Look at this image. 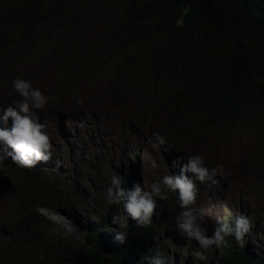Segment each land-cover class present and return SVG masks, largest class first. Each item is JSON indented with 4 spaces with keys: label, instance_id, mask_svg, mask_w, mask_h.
Here are the masks:
<instances>
[{
    "label": "rangeland",
    "instance_id": "374dc122",
    "mask_svg": "<svg viewBox=\"0 0 264 264\" xmlns=\"http://www.w3.org/2000/svg\"><path fill=\"white\" fill-rule=\"evenodd\" d=\"M28 1L37 0L0 6V44L7 36L13 42L8 51L0 50V117L3 109L19 108L22 101L12 80H30L49 97L42 110L32 109L31 114L44 125L52 155L33 168L18 167L10 157L9 164L0 165V264H71L76 244L71 237L56 235V226L37 212L39 207L69 219L73 212L78 220L74 225L81 231L80 222L99 223L109 217L112 203L107 189L113 175L121 174L132 189L139 182L150 191L163 175H179L193 154L203 155L209 169L219 166L215 183H201L185 173L197 186L193 207L206 209L203 223L208 233L226 218L222 214H230L227 218L233 221L239 211L251 228L242 241L235 239V247L247 240L249 254L264 257V102L257 91L250 92L251 101L240 120L220 123L213 106L197 95L207 84L205 79H192L190 71L199 73L198 65L159 73L153 61L159 53H167V45L151 41L132 49L122 44L118 33L131 0H92L55 19L45 17L29 40L18 30L2 37L11 15ZM134 1L143 7L150 0ZM224 51H217V59ZM212 60L202 61V67L211 66ZM184 89L189 93L180 105L165 104ZM80 98L82 105L76 103ZM11 124V118L0 119V129H10ZM154 132L166 139L160 150L148 142ZM153 161L158 168L151 167ZM164 191L167 199H157L153 218L155 230L167 238L168 231L174 234L172 226L179 229L185 209L180 207L178 191ZM172 198L178 199L173 212L168 210ZM114 214L125 217L122 203ZM124 231L127 243L128 229ZM81 242H87L85 234Z\"/></svg>",
    "mask_w": 264,
    "mask_h": 264
},
{
    "label": "trees",
    "instance_id": "16d2710c",
    "mask_svg": "<svg viewBox=\"0 0 264 264\" xmlns=\"http://www.w3.org/2000/svg\"><path fill=\"white\" fill-rule=\"evenodd\" d=\"M91 1H28L25 7L11 15L10 26L2 37L18 30L24 40H29L45 17V21L55 19L68 9ZM12 4L13 0L0 2L1 8ZM125 18L126 23L118 35L123 37L122 44L127 48L134 49L141 44L148 46L151 41L167 45L164 51L167 53H159L153 61L159 73L199 66V73L190 71L192 79H205L207 84L197 95L213 106L220 123L228 125L242 118L250 102V92L257 91L264 102V0H150L143 7L131 0L126 3ZM185 40L190 42L179 48ZM12 45L7 36L0 44V50L8 51ZM170 46L175 49L170 51ZM221 49L225 51L217 59L216 53ZM209 57L213 59V64L202 67V61H207ZM188 93L185 89L176 91L165 100V104L180 105ZM3 164H9V161ZM127 183L122 180L121 186L125 191L130 190ZM177 205L178 202L173 200L168 210L173 212ZM116 207L111 205L109 217L100 219L99 223L80 222L87 242L72 238L71 243L76 244V254L71 264H152L153 256L171 260L169 250L156 240L158 233L153 218L140 226L128 219L129 241L117 240L116 232L120 229L112 222ZM69 217L73 223L78 221L73 212L69 213ZM169 238L174 240L172 235ZM248 248V244L234 248L231 242L220 252L221 256L208 257L199 255V250H192L197 256L194 258L189 254V258L199 264H229V261L230 264H264V257L250 255Z\"/></svg>",
    "mask_w": 264,
    "mask_h": 264
},
{
    "label": "clouds",
    "instance_id": "9594fccd",
    "mask_svg": "<svg viewBox=\"0 0 264 264\" xmlns=\"http://www.w3.org/2000/svg\"><path fill=\"white\" fill-rule=\"evenodd\" d=\"M12 85L22 98L19 108L9 106L3 109V115L0 117L7 122L11 118V128L0 129V165L11 158L12 163L21 168H33L37 162L48 161L52 155V144L47 133L44 131V125L33 119L31 110H42L48 103L49 97L44 95L39 88L33 86L30 80L15 78L12 80ZM78 105L83 104V98L76 101ZM83 127V123L80 125ZM151 147L155 150H160L166 144V139L159 133H153L148 141ZM11 149V151H9ZM153 169L159 167L154 161L151 164ZM219 169H209L204 165V156L193 154L188 157L187 163L181 167L180 174L163 175L159 183H153L150 186V191L142 190L139 185H134L133 189L128 185L130 190L125 191L122 188V175H113L110 181V186L107 189V195L111 205L122 203L123 209L127 213L125 217L114 216L112 222L118 225L120 231L116 232V239L123 242L127 232L124 229L128 228V219H132V224L143 225L149 223L157 207V199H167L165 189L171 192H177L179 195L180 207L185 209L182 212V220L178 222V230L176 225L172 226L174 234L171 231L167 232V238L160 236L158 233L157 241L169 250L171 260L163 259L159 256H153L152 264H178L172 262V257L183 260L182 264H188L189 254L196 255L199 250V255L204 256H219L220 252L233 242L235 247V239L242 241L244 235H250L251 228L250 220L239 211L234 215V220L227 218L230 214H222L225 219H220L216 223L212 234L208 233L206 224L203 223L207 212L203 207H193L196 203L197 186L193 179L189 178L185 173H192L201 183L206 180L215 183L214 177ZM126 182V181H125ZM178 199L172 198L171 202ZM177 207V206H176ZM176 209V208H175ZM174 209V210H175ZM37 212L46 220L56 226V235L62 239L74 238L76 240L83 239V233L74 225V223L60 212L47 207H39ZM128 217V218H127ZM154 219V218H153ZM187 235H185V234ZM172 235L174 240L169 238ZM226 240V237H229ZM247 245V240L240 248ZM195 258V257H194ZM194 264H199L196 260Z\"/></svg>",
    "mask_w": 264,
    "mask_h": 264
},
{
    "label": "bare ground",
    "instance_id": "6f19581e",
    "mask_svg": "<svg viewBox=\"0 0 264 264\" xmlns=\"http://www.w3.org/2000/svg\"><path fill=\"white\" fill-rule=\"evenodd\" d=\"M224 3V2H223ZM263 6V5H262ZM239 15V14H238ZM230 17V16H229ZM231 18V17H230ZM233 19V18H232ZM233 26V25H232ZM253 27V26H252ZM231 28V27H230ZM234 28V27H233ZM244 28V27H243ZM129 51V50H128ZM251 101V100H250ZM86 113V112H85ZM248 117V116H247ZM260 121V120H259ZM259 124V123H258ZM255 128H257V125H256V127ZM260 128V127H259ZM258 128V129H259ZM245 132V131H244ZM256 133H257V131H255ZM253 133V132H252ZM232 134V133H231ZM258 136V135H257ZM224 137H225V135H224ZM251 137H252V135H251ZM256 137V136H255ZM142 140V139H141ZM251 142V141H250ZM141 182V181H140ZM138 184H139V182H138ZM137 184V185H138ZM141 185V184H140ZM143 190V189H142ZM171 200V199H170ZM176 208V207H175ZM183 210V209H182ZM178 211V210H177ZM246 212V211H245ZM257 215V214H256ZM255 215V216H256ZM256 218V217H255ZM171 219V218H170ZM170 224H171V222H170ZM263 224V223H262ZM261 224H259V226H260ZM264 226V225H263ZM262 233V232H261ZM157 236V235H156ZM230 238V236L229 237H226V240L227 239H229ZM231 239V238H230ZM157 240V239H156ZM262 253V252H261ZM260 255V254H259ZM220 256H221V254H220ZM249 258V257H248ZM225 259V258H224ZM261 259V258H260ZM248 261V260H247ZM204 263V262H203ZM231 262L229 261V264H230Z\"/></svg>",
    "mask_w": 264,
    "mask_h": 264
}]
</instances>
